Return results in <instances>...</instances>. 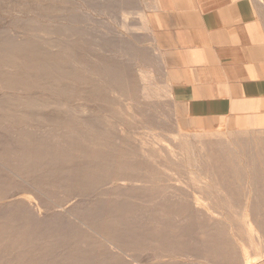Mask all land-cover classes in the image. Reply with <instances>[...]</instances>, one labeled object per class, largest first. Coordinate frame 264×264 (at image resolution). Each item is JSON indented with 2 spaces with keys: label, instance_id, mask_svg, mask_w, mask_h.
<instances>
[{
  "label": "rangeland",
  "instance_id": "obj_1",
  "mask_svg": "<svg viewBox=\"0 0 264 264\" xmlns=\"http://www.w3.org/2000/svg\"><path fill=\"white\" fill-rule=\"evenodd\" d=\"M18 1L27 0H0V43L4 42L6 46H0V72L5 77L0 83V198L21 191H25L31 200L35 197L32 190L25 187L15 175L32 180L40 191L37 196L46 205L62 204L70 196L68 191L82 189L87 196L83 204H76L75 208L82 214L91 212L93 215L89 218L92 224L100 225L104 220L116 219L113 223L121 227L131 220V230L145 237L140 250L128 253L135 256L138 262L156 263L155 248L157 249L158 244L153 243L152 238L163 235L166 240L173 242V247L178 249L180 254L202 256L211 264H241L242 253L235 239H241L245 245L252 244L243 230L245 219H254L264 228V208H261L264 204V172L256 179L261 180L257 191L254 188L256 185L249 183L251 179L243 177L245 173H250V165L264 163V160L258 162L249 158L255 154L252 152L254 149L264 150V128L240 132L228 126H220L214 130H202L197 133L200 139L197 142L192 141L195 137L192 138L190 133L188 144L191 148L186 145L180 149L179 145H175L179 142L178 137L186 136L188 130L178 122L182 116L176 111L178 101L170 93L168 64L164 62L165 59L155 45L154 32L141 28L139 13L149 17L150 11L142 0H56L54 14L66 20L70 18L71 21H61L60 24L74 30L73 41L69 43L72 44L75 54V65H72L73 72L70 75L58 77L59 83L46 85L53 88L52 90L40 88L33 74L41 76L44 68L31 66L36 63L34 56L44 50L43 47L33 46L36 35L37 38L42 35L31 31L28 44L22 46L15 45L16 42L10 37L13 31L23 32L27 25L36 27L35 25L40 23L41 5L27 8L21 14L12 12L11 4ZM121 12L127 13L123 20L126 31L120 28L123 18ZM52 63L69 64L55 57ZM12 65L16 68H12ZM7 83H13L15 90L7 88ZM63 86L64 94L58 90ZM40 105L42 107H39ZM202 134L205 138H202ZM218 135L220 136L217 137ZM207 138L213 140L209 141ZM199 141H207L205 147L203 144V149ZM211 149L214 152L219 149L216 151L221 159L218 164L206 159ZM227 149L229 152L235 150L231 152L234 153L231 154L232 159ZM185 150L186 152H183ZM181 151L183 156L177 155ZM256 154H259L258 151ZM211 162L213 166H231V169L226 171L224 180H219L217 174L220 172L214 169ZM232 164L243 169V172L239 170L243 174L242 178H231L232 172L236 170ZM139 165L147 169L153 183L150 193L160 198L156 201H172L167 196L174 188H178L181 190L180 199L189 202L193 197L189 192L196 191L203 200L200 207L202 211L210 207L217 208L218 216L213 220L207 218L205 212H190L189 210L194 209L193 204L186 202L179 205L180 209L186 210L181 220H166L161 225L154 223L159 220L138 218L135 213L119 216L118 208L121 206L122 210L128 207L130 210L139 207L154 209L157 206L143 203L141 199L140 202H135L130 197L133 194L131 190H127L123 194L127 196L120 199L108 196L114 192L113 180L120 178L124 173H135ZM196 176L198 179L205 178L204 181L212 179L216 182L239 183L235 201L223 202L218 195L200 188V183H196ZM77 179H81V182H76ZM102 183L108 184L102 186ZM240 195L242 198L237 199ZM35 201L37 200H33ZM3 202L4 200H0V203ZM236 205L245 210L232 211ZM165 207L167 206H162ZM102 209L112 210L114 216L100 221L98 215ZM238 212L248 215L245 219L239 216V219ZM256 214L261 215L258 217ZM6 218L14 220V223L6 226V240L10 242L6 248L0 244V249L4 247V250H0V258L6 259V256L12 259L7 264H51L53 261H69L70 256L78 255L94 260L93 264L101 263V256L97 253L100 240L80 228L62 226V223L53 225L46 239L60 240L58 244L56 241L46 243L45 238L44 241L40 240L45 234L36 230L22 231L17 235L15 227L27 230V224L20 222L15 210L8 211L5 205H0V227L2 220L6 221ZM10 226L14 229H10ZM14 236L18 237L19 243H13ZM34 236L38 241L30 244L28 239ZM64 237L75 240L68 249L60 245ZM24 241L28 243L24 244ZM252 249L248 250L251 254L257 253ZM229 253L233 256L227 261L226 255ZM197 262L208 264L203 259ZM253 264H264V258H259Z\"/></svg>",
  "mask_w": 264,
  "mask_h": 264
},
{
  "label": "bare ground",
  "instance_id": "obj_2",
  "mask_svg": "<svg viewBox=\"0 0 264 264\" xmlns=\"http://www.w3.org/2000/svg\"><path fill=\"white\" fill-rule=\"evenodd\" d=\"M55 1L56 0H27V1H23V2L18 1V2L12 3L11 5H13V6L10 7L12 12L21 14V13H24L23 10H26L27 8L30 9V8H33L32 6L41 5V7H40L41 8V11H40L41 14H40V19H39L40 23L38 25H35L36 27H31V26L27 25V29L25 28L26 31L24 30L23 32L13 31L10 38L17 43V44L15 43V45L22 46V45L28 44L29 39H30L28 37L31 35V33H30L31 31H37L38 34L42 35L40 38H37V35H36V39L34 40L35 42H33V44H34L33 46H36L37 48L43 47L42 49H44V50L42 52H40L39 54H36L34 56L36 63L33 64L31 67L32 68H44L41 76L39 74L34 73L33 78L36 80L35 82H38L40 88L46 87L47 89H50V90H52L53 88H50L49 86H46V85L49 83L50 84H54L56 82L59 83L58 81L61 78V76L70 75L73 72L72 67L75 65V61H74V55L75 54L73 53V50H72V44L69 43V42L73 41L72 37L74 35V30L68 29V28H66V26L64 27L60 24L61 21H67V20H68V22H71V21H70V18L66 20V19L62 18L61 16H59V15L56 16L54 14L56 12V8L54 7ZM14 6H16L17 8H15ZM60 9H61V7L59 8V10ZM121 16H123V18L121 19L122 23H121L120 28H122L124 31H126L127 28L125 29V25H124L125 23H123L124 22L123 20H125L124 16H127V15L125 12H121ZM139 19H140V23L142 25L141 28L145 29L146 23H144L142 15H139ZM4 20H5V18H4ZM30 42H31V40H30ZM3 43H0V46L3 45L2 48L6 47ZM19 44H21V45H19ZM8 49H10V48H8ZM54 57H55V59H63L65 62L66 61L69 62V64L63 63L61 65H56V64L52 63V60ZM14 67L16 68L15 65H12V68H14ZM39 70L40 69H38V71ZM29 75H30V73H29ZM58 77H60V78H58ZM2 79H5V77L3 76L2 72H0V80H1L0 83H2ZM5 86L7 88H9L10 90H15V86L13 85V83H11V84L7 83ZM28 87H30V86H28ZM64 88L65 87L63 86V87L59 88L58 90L63 92ZM63 94H64V92H63ZM65 106L66 105H64V107ZM39 107H42V105H40ZM190 133L192 134V136ZM190 133L186 132V136L180 135L178 137L179 139L177 138L178 139L177 141H179V142L175 145H177V146L179 145L178 146L179 148L180 147L183 148V146L188 145V147L191 148L188 144L190 136L192 138L193 137L196 138V139L195 138L192 139V141L196 140L195 142H197V140H200V139H199V137H198L199 135L197 133H192V132H190ZM187 134L188 135L190 134V135L187 136ZM39 136H41V135H39ZM201 136H202V138H205V136L203 134ZM219 136L220 135H218L217 137H219ZM206 137H208V136H206ZM202 138H201V140H202ZM221 139H222V137H221ZM207 140H209V138H207ZM210 140L212 141L213 139L210 138ZM202 142L203 141H199V144H200V147H202V149H203V144L205 147V144H207L206 143L207 141L206 142L204 141L205 143L204 142L202 143ZM256 142H255V144H256ZM261 142H263V141H261ZM215 143H216V141H215ZM190 144H192V143H190ZM216 144H214V145H216ZM220 144H222V143L220 142ZM216 146H218V145H216ZM228 147H229V144H228ZM187 148H186V150H187ZM233 148H235V146ZM237 148H236V150H237ZM8 149H10V148H8ZM167 149H168V146H167ZM204 149H206V148H204ZM244 149H246V148H244ZM258 149L257 150L254 149L255 152L254 151H252V152L256 154V151H258L259 154L250 155V157H249V158H251L250 160H252V161L256 160L258 162L264 160V150L262 149L263 150L262 151L260 148H258ZM186 150L183 152H186ZM229 150H230V148H229ZM229 150H228V152H229ZM246 150H248V149H246ZM246 150H244V151H246ZM178 151H179V149H178ZM216 151H219V149H215V152ZM220 151L223 152L221 150V147H220ZM234 151L235 150H231V152H234ZM10 152H12V151H10ZM183 152L181 151L180 154H177V153L176 154L183 156ZM215 152L212 151V149H211V152H208V154L206 155L207 161L210 160L213 163H217V162L219 163L220 162L221 159H219V153L216 152L217 154L215 156L214 155ZM231 152H229L230 155L231 154L233 155L234 153H231ZM236 153H238V152H236ZM193 154L191 153V155H193ZM173 155H175V152H173ZM221 155H223V154H221ZM232 155L230 156V158L232 157ZM237 155H236V157H238ZM180 158H182V157H180ZM192 158L194 160V156ZM239 158H240V156L238 157V159ZM177 161H176V163H177ZM233 161H235V160H233ZM194 162H197V161H194ZM200 162L202 163V161H200ZM212 162H211V164H212ZM184 164H185V162H184ZM223 164H225L224 161H223ZM214 165L215 166H213V164H212L214 169H216V170H218V172H220L219 174H217L220 177L219 180H224V177L226 176V171L229 168L231 169V166L228 167L225 165L226 167H223V165H222V167H221L220 165L219 166L216 164H214ZM139 166H140L139 169L136 170L135 173H130V172H129L130 174L124 173V174L120 175V178H115L113 180L115 183V185L113 186L114 192L109 194L108 196L114 197L115 199H120L121 197L127 196V195H123L124 193H126L127 190H129V191L131 190V191H133V192H131L133 194L130 197L133 200H135V202H138L139 199H141L143 201V203L155 204L157 206L154 209H146V208L143 209L140 207L135 208V206H134L135 210H130V207L122 210V206H121L120 208H118V210L120 212L119 216H128L127 214L132 215L133 213H135V216H137L138 218L140 217V218L150 219L153 221L159 220V221L154 222V223H159L161 225V224H164V222L166 220L169 222H172L175 219L181 220L182 219L181 216L186 212V210L184 211V209H180L179 205L181 203H185V202L193 204L194 209L189 210L190 212H192L193 210H194V212H205V214H206L205 216L207 218H212L213 220H215V217L218 216L219 212H218L217 208L215 209V208L210 207V209L207 208L206 211L205 210L202 211V209L200 207H201V203L203 200H202V197L197 195V193H199V192H196V191H194V193L189 192V194L191 196H193L192 200H190L189 202L187 200H181L180 199L181 190H179L178 188H174L173 191L169 192V194H168L169 196H167V197H170L172 199V201H156L160 198L157 195L152 196L150 193V190H151L153 183H152L151 178L148 175L147 169L141 165H139ZM233 166H235L236 170H234L232 172L231 178L232 177L239 178L241 175H243V174H241V171L243 172V169H241L240 166L238 167L236 164ZM249 167H250V173L249 172L245 173V176H243V177H247V179L250 178L251 182H249V183L251 185H256V187H254V188L257 191V185H258V183H260L259 181H261V180H256V179L259 176H261L262 173L264 172V163L252 164ZM188 168H189V166H188ZM245 168H246V166H245ZM124 169L126 171H128L127 168L124 167ZM198 169H200V168L198 167ZM240 169H241V171H239ZM192 175H194V174H192ZM15 176L17 178H19V180H21L22 184L25 187H28L35 194V197L32 200L30 199L29 196L26 195L25 191L24 192L23 191L14 192L13 194H11L9 196H5V197L0 198V200H4V202L0 203V205H5V207L7 208L8 211L14 212V210H15L17 213V217H19L21 220V221L20 220L19 221L27 224L26 225L27 230H23L20 227L19 228L15 227V231H17V235H20L22 233V231L31 232L32 230H36V231H39L40 233L45 234V236L41 237V239H40V240L44 241V238L46 239V235L50 231V227H52L53 225H58V224L62 223V226L63 225H70V226H74L76 228H80L84 232H88V233H90V235H92L93 237L98 238L100 240L99 241V248L97 249V253L99 254V256H101V261H100L101 263L100 264H144V263L138 262V260L135 256L128 254L129 252H133V251L137 252L138 250H140V246L142 245V243L145 239V237L142 236L141 234H136V233H134L135 231L133 232L131 230V226H132L131 220L128 221L127 224L123 222L126 226L123 225L121 227L119 225H116V223H113V221H116V219L103 221V219L114 216V212L112 210L102 209L101 211H99L100 213L98 215V219L100 221L102 220L103 223L100 225H96V224L94 225V224H92V222L90 221V218H89L90 216L93 215L91 212H89L88 214H86V213L82 214V213L77 212V210L75 208L76 204H83V201H84L85 197L87 196V193L82 192V189H81V191H76V190L68 191V192H70V194H69L70 196L62 204H54L53 203L52 205L51 204L46 205L37 196V194L40 193V191L38 190V187L32 182V180H26L23 177H20L19 175H15ZM194 177L191 176V178H194ZM198 178L199 177L196 176V179H197L196 183L197 182L200 183L199 187L206 189V191L208 193L210 192L211 194L218 195L220 200L223 202H227V200L235 201L234 197L236 196V192L238 190L237 184H239V183L228 182V181L227 182H225V181L216 182V181H213L212 179H209V181H204L205 180L204 177H203L204 179H198ZM241 178H242V176H241ZM244 179L245 178H243V180ZM76 182L80 183L81 179H77ZM61 183H62V181H61ZM107 184L108 183H102V186L107 185ZM259 188H260V186H259ZM147 191H149V192H147ZM187 192H188V190H187ZM78 198L79 199L83 198V199L79 200ZM241 198L242 197L240 195V197L237 199H241ZM259 198H260V196H259ZM33 200H37V201L33 202ZM119 203H122V202H119ZM239 203H241V202H239ZM212 204H213V202H212ZM246 204H248V203H246ZM257 204L259 205V203H257ZM163 205L167 206V207L162 208ZM256 208L258 209V206ZM261 208L262 209L264 208V204H263V207H261ZM225 210H228V209L225 208ZM234 210L241 212L242 210L244 211L245 208H242L241 206L239 207L238 205H236V206H233L232 211H234ZM260 210H259V212H260ZM236 211H234V212H236ZM239 212L237 213L238 218L240 216V217H242V219L243 218L245 219V217L248 215L247 213L242 214ZM234 215H236V214H234ZM260 215L261 214H256V216H258V217ZM155 217H157L159 219H155ZM207 218H206V220H207ZM219 220H221V219L219 218ZM245 220L246 221L244 223L243 230L245 231L246 234H248L247 238L250 241V243H252V244H251V246H249L248 244L245 245L246 243L245 244H244V242L242 243V240L239 238L235 239V240H236V242L239 243V245H238L239 250L242 253L243 259H242L241 264H253L259 258H261V257L264 258V252H263V249H264V228H261L263 226L260 227L258 225L257 221H255L254 219L249 220L246 218ZM13 221L14 220L12 218H6V221L2 220V224H1L2 226L0 227V237H1L0 238V244H2L5 248H6V245H8V242H10V240H6V235H8L6 226L14 223ZM111 222L113 223V225ZM171 225H172V223H171ZM221 225H223V224H221ZM9 228L14 229L12 226H10ZM2 229H4V230L2 231ZM53 237H51V238H53ZM156 237L152 238V242L155 244H158L157 249L155 248V252H156L155 253V255H156L155 260H157L155 264H198L197 260H200V259H203L206 262H208L207 259H205L202 256L190 255V254H180V252H178V249L173 247L174 244L171 240L170 241L166 240L165 236H163V235H157ZM12 240H13L14 244L20 242L18 240V237H15V236L12 237ZM28 240H29L30 244L36 243L38 241L36 236L30 237ZM59 240L55 239V240L47 241V239H46V243H50L51 241L52 242L56 241V243H57ZM146 240H149V239L146 238ZM74 242H75V240L71 239L70 237L68 239H66V237H64L63 243L60 241V245H63L64 248L68 249L69 247H71L73 245ZM23 243L24 244L28 243V241H24ZM88 243L90 244V241ZM230 244L231 243H229L228 245L230 246ZM4 247L1 248L0 250H4ZM92 247H90V248H92ZM250 248H253L257 253L251 254L249 252ZM239 255H241V254H239ZM232 256L233 255L230 253L228 255H226L227 261H229V259ZM70 257L71 258H69V261H65V262H64V260L63 261H53V262H51V264H93L92 262L94 261L90 258L86 259L84 256H80V255H78V257H73V256H70ZM5 258L6 259L0 258V264L2 262L7 264L12 260L10 258H7L6 256H5ZM25 262L27 263L28 261H25ZM208 264H211V262H208Z\"/></svg>",
  "mask_w": 264,
  "mask_h": 264
},
{
  "label": "crops",
  "instance_id": "obj_3",
  "mask_svg": "<svg viewBox=\"0 0 264 264\" xmlns=\"http://www.w3.org/2000/svg\"><path fill=\"white\" fill-rule=\"evenodd\" d=\"M188 132L264 128V0H142ZM127 15V13H126ZM146 16V17H145Z\"/></svg>",
  "mask_w": 264,
  "mask_h": 264
}]
</instances>
